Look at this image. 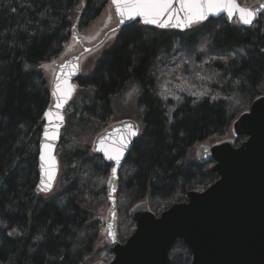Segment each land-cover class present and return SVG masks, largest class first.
Segmentation results:
<instances>
[{
    "label": "trees",
    "instance_id": "16d2710c",
    "mask_svg": "<svg viewBox=\"0 0 264 264\" xmlns=\"http://www.w3.org/2000/svg\"><path fill=\"white\" fill-rule=\"evenodd\" d=\"M108 5L0 0V264L108 260V248H97L100 230L88 210L106 198L110 166L91 154L90 142L109 128L113 99L128 88L138 94L142 133L118 173L117 202L125 215L146 202L156 217L217 181L210 164L195 160L193 148L226 137L234 121L230 101L249 107L264 96V12L247 29L224 18L185 32L133 24L117 33L91 75L78 79L56 150L59 194L44 201L36 191L37 158L51 100L41 69L58 63L73 28L87 27ZM169 258L170 264H191L179 241Z\"/></svg>",
    "mask_w": 264,
    "mask_h": 264
},
{
    "label": "water",
    "instance_id": "95a60500",
    "mask_svg": "<svg viewBox=\"0 0 264 264\" xmlns=\"http://www.w3.org/2000/svg\"><path fill=\"white\" fill-rule=\"evenodd\" d=\"M175 11L179 7L177 0H172ZM238 3V1L236 0ZM239 4V3H238ZM264 0H259L252 7H244L258 11ZM116 25L108 30L103 38L110 32H120L133 24L139 23L141 27L159 31L185 32L191 28L207 22L224 18L226 23H234L240 28H250L254 25L262 11L253 20L252 25H244L239 21L238 15L229 19L226 12L218 15H209L207 19L193 24L183 30L179 28H160L156 25H146L142 18H124L117 14L113 0H109ZM167 20L168 15L161 17ZM72 29L71 37L78 43L81 50L68 55L60 63L45 65L54 68L55 73L49 85L51 104L45 110L50 112L49 117L42 116L43 128L38 144L36 191L41 195L52 192L60 173V163L56 150L65 124V111L77 90V81L80 78V59L91 51L96 45L86 46L82 38ZM59 80L60 91L53 95L55 85ZM70 89V94L57 108L58 99H63L64 93ZM57 115L62 120L56 119ZM48 129L54 138L44 141V131ZM131 130L137 132L130 136ZM140 128L133 121H123L102 131L97 135L92 151L108 166L110 171L105 184L106 201L109 209V220L103 222L108 240V250L112 255L109 263L96 262L94 264H170L169 256L174 244L179 241L186 247L191 255V264H264V96L255 99L247 112L242 113L231 127L232 136L244 141L235 146L233 140H224L212 146H199L196 152L198 164H210V172L217 176V181L201 193L189 192L186 201L175 204L155 216L149 209L148 203L141 202L130 208L128 217L134 225L133 233L120 244L115 232V213L117 207V180L133 143L139 138ZM127 138L128 147L123 151L120 163L108 160L101 148L111 149L119 145L122 139ZM103 141V143H101ZM51 144L50 153L45 149V161H41V144ZM49 156L55 161L54 168L49 163ZM43 164V170H42ZM116 168L113 175L112 169ZM51 179V191H39L43 181Z\"/></svg>",
    "mask_w": 264,
    "mask_h": 264
},
{
    "label": "rangeland",
    "instance_id": "374dc122",
    "mask_svg": "<svg viewBox=\"0 0 264 264\" xmlns=\"http://www.w3.org/2000/svg\"><path fill=\"white\" fill-rule=\"evenodd\" d=\"M259 0H251L247 4H239L240 6L244 7H252L254 6ZM80 9V7H79ZM78 11V9H77ZM77 13V12H76ZM77 19V16L75 15L72 20V25H75V21ZM116 25V18L115 15L111 9V7L108 5L104 10L101 12L100 16L96 18L93 22H91L87 27L85 28H76L75 34L82 38L83 44L86 46H92L96 45L91 51L84 54L80 59V77L85 78L91 75L95 64L97 60L102 56V54L109 50L114 43L117 40L118 34L117 32H110L106 35L105 38H103V35L113 28ZM81 50V47L76 43L72 37L68 40V43L65 45L64 50L61 54V58L58 61V63L62 62V60L67 57L68 55L78 53ZM45 79L47 80L48 84L52 82L55 69L54 68H48V67H42L41 69ZM78 87L76 90V93H78ZM138 100V94L136 91V88H128L124 92H122L118 97L113 99V110H114V117L113 121L110 123L109 128L114 126L115 124L123 121H133L135 122L138 127L140 128L139 136H141L142 130L141 126L137 117L136 113V105ZM230 110H229V116L234 119V121L244 112H247L249 107H244L242 103H240L237 99H233L230 101ZM235 113L233 114V111ZM233 121V122H234ZM232 122V123H233ZM232 124L230 125V128L228 130V133L224 139L217 140H208L202 144L196 145L193 148V155L196 160V152L199 146H212L215 143L224 141V140H233L235 142L236 147H238L241 143H239L238 139L236 140L232 136L231 132ZM98 134H96L94 137H92L90 142V148H91V154H93L92 151V144L97 137ZM58 158V157H57ZM87 177L93 178V175L91 173L86 174ZM56 185V184H55ZM59 192L56 191L55 186L51 193L46 195L39 196L44 200H50L53 197H55ZM58 204H64L63 199H57ZM109 206L106 201V198L102 201H98L96 204H94L91 209L88 211L92 214V219L94 223H97L100 230L99 240L97 242V248L103 249L108 248V240L105 234V225L103 222H107L109 220L107 216ZM128 211H126L125 215V209L122 207V203L119 201L117 202L116 207V213H115V228L117 232V238L119 241L124 243L128 237L131 235L128 231L131 226V220L128 217ZM155 215V214H154ZM160 215V214H159ZM157 215V216H159ZM156 216V215H155ZM133 225V224H132ZM134 231V230H133ZM130 234V235H129ZM109 251V250H108ZM110 253V252H109ZM112 260V255L110 253V256L107 261H104L103 259H96L97 262H103V263H109ZM96 263V262H95Z\"/></svg>",
    "mask_w": 264,
    "mask_h": 264
},
{
    "label": "snow or ice",
    "instance_id": "6c2138e0",
    "mask_svg": "<svg viewBox=\"0 0 264 264\" xmlns=\"http://www.w3.org/2000/svg\"><path fill=\"white\" fill-rule=\"evenodd\" d=\"M179 7L175 11H170L173 7L172 0H113L115 4L117 14L121 17V23L124 18L134 19L140 17L143 23L146 25H156L160 28H179L181 30L197 24L205 19L209 15H218L221 12H226L229 19H232L234 15H238L239 21L244 25H252L253 20L256 19L258 11L264 12V4L260 5L258 11L252 9L240 7L236 0H177ZM165 14L168 15L167 20H162ZM59 80L55 85V91L53 95H56L60 91ZM70 89H67L64 93L63 99H58L56 107H62L63 102L70 94ZM45 117L51 115L50 112H45ZM56 119L62 120V117L57 115ZM55 133H49L48 129L44 131V141L54 138ZM130 136H136L137 132L131 130ZM127 138L122 139L119 145L114 146L111 149L101 148L99 150L104 152L105 157L108 160H115L117 164L120 163V158L123 155V151L128 147ZM103 143V141L101 142ZM52 148L51 144H41V161H45V149L50 153ZM49 163L54 168L55 161L49 156ZM43 170V164H42ZM116 168L112 169L113 175L116 174ZM53 174L49 173V181L45 184L41 182V186H38L39 191L48 193L51 191V179Z\"/></svg>",
    "mask_w": 264,
    "mask_h": 264
},
{
    "label": "flooded vegetation",
    "instance_id": "af4514ba",
    "mask_svg": "<svg viewBox=\"0 0 264 264\" xmlns=\"http://www.w3.org/2000/svg\"><path fill=\"white\" fill-rule=\"evenodd\" d=\"M121 244V243H120ZM170 259V258H169Z\"/></svg>",
    "mask_w": 264,
    "mask_h": 264
}]
</instances>
